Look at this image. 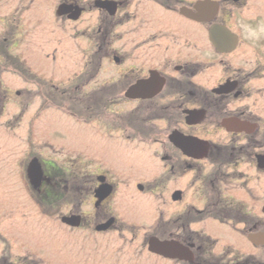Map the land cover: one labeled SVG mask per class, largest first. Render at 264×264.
Returning <instances> with one entry per match:
<instances>
[{
    "label": "flooded vegetation",
    "instance_id": "obj_1",
    "mask_svg": "<svg viewBox=\"0 0 264 264\" xmlns=\"http://www.w3.org/2000/svg\"><path fill=\"white\" fill-rule=\"evenodd\" d=\"M13 1L0 264H264V0Z\"/></svg>",
    "mask_w": 264,
    "mask_h": 264
},
{
    "label": "rangeland",
    "instance_id": "obj_2",
    "mask_svg": "<svg viewBox=\"0 0 264 264\" xmlns=\"http://www.w3.org/2000/svg\"><path fill=\"white\" fill-rule=\"evenodd\" d=\"M4 2H6V3H4ZM13 3H14V1L13 0H0V17H7V15L8 14H10V12H11V7H13ZM25 6V5H24ZM42 12V11H41ZM19 15V17H20V14H18ZM17 16V15H16ZM16 16H14V17H16ZM13 16H10V20L12 21V18ZM21 18V17H20ZM9 20V21H10ZM50 22H51V19H50ZM23 23V24H22ZM24 23H27V22H21V23H19V21L18 20H16V19H13V22H8L7 24H8V26L9 27H11V28H13V26L15 25V24H21V28H23V33L24 34H26V36H25V41L24 42H21V45H20V47H21V49H20V52H21V54H25V53H27V52H29L30 50H31V45L32 44H34L35 42H37L39 39H49L50 37H55V39H57L58 38V35L60 34V31H58V29H57V27H56V29H57V31H56V33H55V27H53V26H49L48 25V28H47V30L46 31H44L42 34H41V36H37V34L35 33V34H33V33H27V30L29 29V27L31 26V24L29 25V26H26V25H24ZM5 26H4V24H0V34L1 35H3V33H2V29L4 28ZM55 33V34H54ZM58 33V34H57ZM57 34V35H56ZM11 37V36H10ZM29 42V43H28ZM29 45H30V48H29ZM45 49L46 50H48V49H51V46H46L45 47ZM34 53H37L38 55H42L43 57H45L44 55H43V53H44V51L43 50H38V52L35 50L34 51ZM49 54H50V58L48 59V58H45V60H44V66L47 68V69H53V67L54 66H56L57 64H58V62H59V58H58V55H59V52L58 51H56L55 49H53V50H51V51H49ZM61 54V53H60ZM40 55V56H41ZM23 56H26V55H23ZM55 57V58H54ZM4 61V60H3ZM25 61H27V59L25 60ZM24 65H26L25 63H24ZM30 77H31V75H30ZM24 77L21 75V74H19L18 72L17 73H14L13 71H11V69L10 70H8L7 72H3V74H2V76H1V78H0V81L3 83V86L5 87V86H7V87H9V88H12L14 91L15 90H20V91H26V88H28L29 87V85H28V83H26V80L25 79H23ZM34 90H37V88L35 89V88H33ZM41 99H38V102H36L35 101V103H33L32 104V108H26L27 106H26V101H23L22 102V104H23V107L25 108V111H24V113H26L27 111H29V112H31V113H34L35 112V110L37 109V108H41V101H40ZM13 107V106H12ZM11 107V108H12ZM11 108L10 109H8V110H6V113H9L10 112V110H11ZM31 110V111H30ZM47 111V110H46ZM50 112H52L53 113V111L52 110H49V111H47L46 113H50ZM20 113H21V110H20ZM51 114V113H50ZM82 126H87V125H85V124H83ZM88 129H89V127H87ZM62 129V126L61 125H59L58 124V122L56 121V123L53 125V127H50V130H55L56 132H54V133H52V135H59V134H61L60 132H58L59 130H61ZM90 130V129H89ZM62 135V134H61ZM83 136L84 137H87V134H83ZM83 141H85L86 139H82ZM85 143H82V145L83 146H85L84 145ZM22 151H23V148L21 149ZM20 150V151H21ZM260 194H261V196H262V198L264 197V179H262L261 178V180H260Z\"/></svg>",
    "mask_w": 264,
    "mask_h": 264
},
{
    "label": "water",
    "instance_id": "obj_3",
    "mask_svg": "<svg viewBox=\"0 0 264 264\" xmlns=\"http://www.w3.org/2000/svg\"><path fill=\"white\" fill-rule=\"evenodd\" d=\"M256 243L264 244V233L256 234Z\"/></svg>",
    "mask_w": 264,
    "mask_h": 264
}]
</instances>
